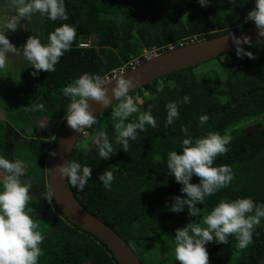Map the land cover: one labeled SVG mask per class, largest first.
<instances>
[{
  "label": "trees",
  "instance_id": "obj_1",
  "mask_svg": "<svg viewBox=\"0 0 264 264\" xmlns=\"http://www.w3.org/2000/svg\"><path fill=\"white\" fill-rule=\"evenodd\" d=\"M65 6L67 21H51L39 13L21 20L26 34L39 35L42 43H47L49 33L64 23L73 25L77 36L54 72L41 71L34 77V69L23 57L22 50L20 55L8 56L7 67L19 70L23 79H14L19 84L15 100L13 97L8 106L0 103L6 117L0 119V155L25 162L23 179L32 185V199L27 207L32 209L31 215L44 236L39 264H118L102 241L70 222L52 197L46 200L48 158L58 131L41 132L31 123L48 119L58 123L59 129L69 104L63 88L85 72L108 75L132 60H144L143 49L155 48L156 53H161L172 44L179 46L255 26L252 21L245 23L255 3L236 0L233 5L229 0H209L208 6L202 7L198 0H65ZM6 8L10 16L15 15L10 0H0V13L4 14ZM243 47L253 52L255 59L238 58L234 49L227 53L228 63L222 62L221 56L202 62L221 63L225 76L214 67L199 77L200 73L194 71L195 65L129 92L140 111L126 123L138 120L140 113L151 106L157 127L146 125L144 131L138 130L137 139L129 142L128 153L115 143L117 121L111 112L116 102L98 116L100 130L97 129L108 134L116 153L103 160L94 150H89L90 142L76 144L71 153L70 160L93 167L83 191L70 186L75 198L126 241L141 264L154 261L160 254L168 264H179L174 253L175 230L198 219L189 217L187 209L169 210L174 203L173 196L185 195L180 191L181 185L168 174L166 164L169 151L182 152L179 149L185 138L182 127L188 128L193 137L209 131L232 136L227 145L229 151L218 155L214 166L230 165L235 178L227 188L205 199L208 210L225 197H251L255 202L264 203V45L254 41L252 46ZM18 59L22 60L21 64L14 67ZM137 93L142 97L141 102ZM185 95L190 96V103L180 104L179 118L165 127L166 104L182 100ZM41 104L42 110L38 108ZM205 114L209 120L200 127L199 117ZM249 120L258 126L251 129V124L241 125ZM109 167L115 176L110 191L99 181V175ZM192 182L198 183L199 177L194 175ZM229 241L227 245H206L209 264H264V218L255 227L252 243L244 248L242 261L237 252L234 254L236 246L232 247L237 241L233 237Z\"/></svg>",
  "mask_w": 264,
  "mask_h": 264
},
{
  "label": "clouds",
  "instance_id": "obj_2",
  "mask_svg": "<svg viewBox=\"0 0 264 264\" xmlns=\"http://www.w3.org/2000/svg\"><path fill=\"white\" fill-rule=\"evenodd\" d=\"M229 2L234 5L236 0ZM198 3L207 7L209 0H198ZM254 3L255 7L247 13L245 23L254 22L259 36L255 43L264 45V0H254ZM10 4L15 9V15L0 25V69L6 67L9 53L20 55L22 50L23 57L34 69V77L41 71L54 72L60 58L71 49L76 39L77 30L73 25L64 23L56 27L49 33L47 43H42L39 35L29 34L20 48L9 41L6 33L15 32L22 19H29L35 13L46 15L51 21H67L69 17L65 0H10ZM229 35L238 58L246 56L255 59L254 53L243 47L253 45L249 36ZM153 49L157 51L155 48L151 50ZM151 50L143 49L142 53ZM101 77L85 72L63 88V95L69 100L64 120L79 133L94 129L99 121L89 110V99L102 106L111 105L115 99L116 106L111 112L112 118L117 121L115 128L118 135L115 143L128 153L129 142L137 139L138 130L144 131L146 125L156 128L157 121L149 106L147 111L140 113L138 120L126 123L129 117L140 111L134 98L129 95L133 80L118 76L111 89L112 95L109 96L106 83ZM187 103H190V96L185 95L182 100L169 101L166 104L165 127L179 118L180 104ZM43 107V104L38 106L41 110ZM208 120V115H201L200 127H204ZM181 131L185 133V138L179 144L182 152L178 154L177 150L169 151L166 164L168 174L181 185L180 191L185 195L173 196L174 203L169 210L181 212L187 209L189 217L198 219L175 230V260L179 264H209L206 247L209 243L227 245L230 244V237L235 238L238 249H244L252 243L255 227L264 218V203L255 202L251 197H225L208 210L205 199L227 188L235 178L230 165L214 166L217 156L229 151L227 145L231 143L232 136L209 131L206 135L193 137L188 133V128L182 127ZM88 147L103 160L110 159L116 153L113 142L105 131L96 130L92 144ZM50 155L55 156L56 153ZM56 170L62 178H67L72 188L83 191L91 179L93 167L77 160H68L57 165ZM25 172L23 160H10L0 155V264H39V258L43 255L40 245L44 236L31 215L32 209L27 207L32 199V185L29 180L23 179ZM194 175L199 177L198 183L192 182ZM114 180L111 167L99 175V181L106 190H111ZM53 196L51 189L46 193V200L49 201ZM199 204L204 207H196Z\"/></svg>",
  "mask_w": 264,
  "mask_h": 264
},
{
  "label": "water",
  "instance_id": "obj_3",
  "mask_svg": "<svg viewBox=\"0 0 264 264\" xmlns=\"http://www.w3.org/2000/svg\"><path fill=\"white\" fill-rule=\"evenodd\" d=\"M23 22L24 21H21V23ZM22 28L23 30L19 31L20 34H23L26 29L25 27ZM13 34L15 35V33ZM229 34H233L237 37L247 35L253 42L259 39L257 27L252 26L218 37L185 43L158 53L149 59H145L143 62L133 66L119 76L131 78L133 80V87L130 89V92L133 90L136 91L171 72L201 64L202 62L223 56L234 50L235 45ZM8 39L17 47H22V35L21 38H19V42L16 44L14 43L15 40L13 35L10 36V34H8ZM117 78L118 77L106 83L105 87L108 90L107 94L109 96L112 95L111 89L115 86V80ZM112 102L113 103L109 106H102L100 103L89 99V110L93 115L98 117L115 103V99H113ZM85 131L83 133L76 132L67 125L66 120L59 127L50 151V153H56V155L53 156L49 153L48 158L46 171L48 189L49 191L52 189L54 193L52 198L58 210L70 222L102 241L111 251L118 264H141L138 256L126 241H124L112 228L90 214L77 201L67 178H62L56 170L57 165L70 160L75 145Z\"/></svg>",
  "mask_w": 264,
  "mask_h": 264
},
{
  "label": "rangeland",
  "instance_id": "obj_4",
  "mask_svg": "<svg viewBox=\"0 0 264 264\" xmlns=\"http://www.w3.org/2000/svg\"><path fill=\"white\" fill-rule=\"evenodd\" d=\"M176 1L178 2L180 0H176ZM4 10H5V12H3L4 14L0 13V25H2L8 18L11 17L9 15L10 10L8 8L3 9V11ZM22 30H23V28H22L21 22H20V24H18V28L15 32L9 31L8 33H6V35L7 36H8V34H10V36L13 35L14 40H15L14 41L15 44L17 42H19V38H21V35H22L21 41L23 43H25L27 38L30 35L26 34V31H24L23 34H20L19 31H22ZM13 33H15V35ZM175 47H177V46H175ZM8 56L12 58V53H9ZM221 59H222V62H224V63H228L230 61V57L228 56V54L221 56ZM21 61L22 60H20V59L16 60V62L13 63V66L16 67V66H18V64L20 65ZM9 63L12 64V62H9ZM214 67L220 69L219 72H220L221 76H225V72L223 70V67L221 69V63H219L215 60H213L212 62L210 61V62H206L204 64L202 63V64L197 65V67H195L194 71L197 74L200 73V75H199V77H200L201 74L204 73L205 70H208L209 68H214ZM5 68H4L5 70L4 69L0 70V103L4 104L5 106H8L9 104H11V100L13 101V97L15 100V95H16L15 90H16V88L19 87V84L16 83V80H14V79L16 78L18 81H22L21 79H23V76H20L21 74H20L19 70H15L13 68L7 67V65ZM141 91H143V90H141ZM156 91H158L157 88H156ZM145 93H146V91L142 92V94H145ZM137 95H138L140 102H141L142 97L138 93H137ZM0 119H2V120L6 119L5 114H3L2 110H1V107H0ZM98 120H99V118H98ZM52 122H54V121H52V120L49 121L48 119L38 120L37 122H34V123H39V125L34 124L33 127H35V128L38 127V129H40L41 132L55 134L58 131L59 124L58 123H52ZM246 124H251V120L243 122L241 125H246ZM257 126H258V123L251 124V129L254 127H257ZM98 128L100 130V122H99L98 126H96V128L91 129V130H86V132L82 136L83 139H80L77 142V145H79L81 143L86 144L87 142H90L89 144H92V139L95 135V131ZM27 132H30V130L28 129ZM87 138L89 139V141H87ZM235 246L236 245H232V247H235ZM236 252H237L239 259L242 261V254L244 252V249H238L236 247V251H234V254H236ZM168 254H169V252H168ZM163 256H164L163 254L157 255V258L154 261H153V259H151L149 261H146V263L147 264H168L167 262H165L164 259H162Z\"/></svg>",
  "mask_w": 264,
  "mask_h": 264
},
{
  "label": "built area",
  "instance_id": "obj_5",
  "mask_svg": "<svg viewBox=\"0 0 264 264\" xmlns=\"http://www.w3.org/2000/svg\"><path fill=\"white\" fill-rule=\"evenodd\" d=\"M172 48H174V45L169 46V49H172ZM156 54H157L156 51L153 49L151 51H144L141 56L145 60V59H149V58L155 56ZM144 60L143 59L132 60L131 62H129V64H126L125 66L114 69L110 72V74L102 76L101 78L104 80V83H107V82L111 81L112 79L118 77L119 75L123 74L128 69L132 68L133 66L143 62Z\"/></svg>",
  "mask_w": 264,
  "mask_h": 264
},
{
  "label": "flooded vegetation",
  "instance_id": "obj_6",
  "mask_svg": "<svg viewBox=\"0 0 264 264\" xmlns=\"http://www.w3.org/2000/svg\"><path fill=\"white\" fill-rule=\"evenodd\" d=\"M82 45H86V44H82ZM5 69H6V68H5ZM5 69H4V70H5ZM2 109H3V108H1V110H2ZM2 111H3V110H2ZM97 118H98V117H97ZM35 122H37V120H35ZM41 123H42V122H41ZM31 124H33V125H34V124L39 125V123H34V122H32ZM39 130H40V129H39ZM85 132H86V131H85ZM82 136H83V135H82ZM82 136L80 137V139H83ZM80 139H79V140H80Z\"/></svg>",
  "mask_w": 264,
  "mask_h": 264
},
{
  "label": "crops",
  "instance_id": "obj_7",
  "mask_svg": "<svg viewBox=\"0 0 264 264\" xmlns=\"http://www.w3.org/2000/svg\"><path fill=\"white\" fill-rule=\"evenodd\" d=\"M8 64V63H7Z\"/></svg>",
  "mask_w": 264,
  "mask_h": 264
}]
</instances>
